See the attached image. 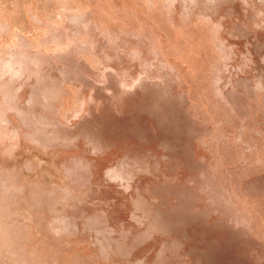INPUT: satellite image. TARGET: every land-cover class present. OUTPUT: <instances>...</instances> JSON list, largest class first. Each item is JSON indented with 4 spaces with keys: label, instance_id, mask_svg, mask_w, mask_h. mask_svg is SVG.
Segmentation results:
<instances>
[{
    "label": "rangeland",
    "instance_id": "1",
    "mask_svg": "<svg viewBox=\"0 0 264 264\" xmlns=\"http://www.w3.org/2000/svg\"><path fill=\"white\" fill-rule=\"evenodd\" d=\"M0 264H264V0H0Z\"/></svg>",
    "mask_w": 264,
    "mask_h": 264
}]
</instances>
